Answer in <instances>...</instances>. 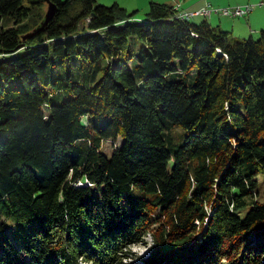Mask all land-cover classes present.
<instances>
[{
  "label": "trees",
  "instance_id": "16d2710c",
  "mask_svg": "<svg viewBox=\"0 0 264 264\" xmlns=\"http://www.w3.org/2000/svg\"><path fill=\"white\" fill-rule=\"evenodd\" d=\"M50 1L0 0V264H264V29Z\"/></svg>",
  "mask_w": 264,
  "mask_h": 264
},
{
  "label": "rangeland",
  "instance_id": "374dc122",
  "mask_svg": "<svg viewBox=\"0 0 264 264\" xmlns=\"http://www.w3.org/2000/svg\"><path fill=\"white\" fill-rule=\"evenodd\" d=\"M96 1L98 3H102V4H106V5L111 4L110 0H99V1L96 0ZM221 1H226V0H221ZM230 1H235V2H242L243 1V4H246L248 2H250L251 5L254 4L253 3L254 0H230ZM117 2H119V1H117ZM260 2H261V0L256 1L257 7H263L264 8V5H259ZM235 5L236 4H234L232 6H235ZM46 7H47V5L44 6V10H46ZM146 10H147V7H146V9L139 8L136 11L135 15L139 16V17H142V16H144V13L146 12ZM128 11H131V9H128ZM213 16H216V15H213ZM244 16L235 17V19H233V20L244 21L246 19V17L244 18ZM230 17L231 16H220V19H229V21H232V18H230ZM202 19H203L202 17H193L191 19V21L199 22ZM215 19H219V18H214L213 17V19H211V21L214 22ZM213 25H216V23H214ZM230 34H231V36H230L231 39L235 38V37H232L233 35L239 36V37H245V38H247L249 36V32L245 33L246 34L245 36L238 35V33H235L233 35H232V33H230ZM252 36H253V38H257L259 36V31L256 32V33H253ZM127 42H128V44H127V47H126V50H125L126 51L125 55L128 56V57L130 56V58H129L130 63L131 62L135 63V59H134L135 57L134 56H136V55L142 56L147 51V48H146L145 44H143V42H141L136 36L128 37V41ZM23 52H24V50L21 49V50L17 51V53H15V54H21ZM131 55H133V56H131ZM107 61H108V59L105 56H101L100 57V62L101 63H105ZM172 64H176L177 65L175 60H172ZM172 74L173 75L170 76L171 78H177L179 80L185 81L186 83L192 82L193 78H194L193 76L192 77L191 76H186L183 73H181L180 71H177L176 74L172 72ZM136 79H137V76H136ZM185 133H186L185 127L183 125H181V124H176L175 126H172L171 128L167 127V134L172 137L171 140L173 142L181 141V139L183 138V135ZM121 140H122V137H118L115 141H111V140L103 141L100 149L107 157H109L112 154L113 148L114 147H118L120 145ZM258 190H259L260 195H261L260 198L264 199V175H263V173H261L260 176H259ZM21 225L22 224H19V227H17L15 229L13 234L14 235L17 234L19 236H22L23 239H26L27 238V231L24 230L23 228H21ZM250 234H252V232H250ZM15 240L18 241L19 238H15ZM17 244H19V243H17ZM151 244H153V241L151 240V238L149 236H147V238H145L144 242L132 244L130 246V251H132L133 254H132L131 258H127V262L134 263V264H141L142 261H141L140 258L141 257H147L149 255ZM81 264H86V263L83 262Z\"/></svg>",
  "mask_w": 264,
  "mask_h": 264
},
{
  "label": "crops",
  "instance_id": "0c3cea01",
  "mask_svg": "<svg viewBox=\"0 0 264 264\" xmlns=\"http://www.w3.org/2000/svg\"><path fill=\"white\" fill-rule=\"evenodd\" d=\"M110 1L111 3L119 1L117 2L118 4L125 7L126 10L131 9V11H137L139 8L146 9V7L148 9V4L150 1L167 3L170 5H174V6L178 5L177 6L178 10H192V9H196L206 4L217 6V7L232 6L234 4L245 5L243 4V1L235 2V1H230V0H226V1H221V0H110ZM256 1L258 0H254L253 2L254 7L252 8V10L248 12L247 14H245L244 18L246 17V19L244 21L233 20L235 19V17H232V16L230 17L232 18V21H229V19H220V16H223V15H218V14H211L210 16H207V17H202V16H194V17H202L203 19L205 18L212 25L216 23V25L214 26H218L222 30L227 31L228 33H232V35L235 33H238V35L245 36L246 35L245 33L249 32V36L253 37L252 36L253 33H256L258 31L260 32L261 29H264V8L257 7ZM261 2L263 3L259 5H264V1L261 0ZM246 4H250V2ZM145 13H144V16H145ZM213 15H216V16H213ZM144 16L139 17L135 15L134 19L140 20V19H143ZM213 17L219 18V19H215L214 22H212L211 19H213ZM232 37L239 38V39H245V37H239L235 35H233Z\"/></svg>",
  "mask_w": 264,
  "mask_h": 264
},
{
  "label": "built area",
  "instance_id": "2783aa9c",
  "mask_svg": "<svg viewBox=\"0 0 264 264\" xmlns=\"http://www.w3.org/2000/svg\"><path fill=\"white\" fill-rule=\"evenodd\" d=\"M261 3L263 2H260V4ZM177 6L178 5H176L175 7L177 8ZM253 7L254 6L251 4L225 6V7H217V6L206 4V5H203L201 7H198L192 10H177L176 9L175 17L181 20H184L185 18H192L194 16L207 17V16H210L211 14L240 17V16H244L245 14H247Z\"/></svg>",
  "mask_w": 264,
  "mask_h": 264
},
{
  "label": "water",
  "instance_id": "95a60500",
  "mask_svg": "<svg viewBox=\"0 0 264 264\" xmlns=\"http://www.w3.org/2000/svg\"><path fill=\"white\" fill-rule=\"evenodd\" d=\"M47 3V7L46 10L44 12V17L43 20L41 21V23L36 26L35 28H33L32 30L28 31L27 33H25L23 35V38H27V37H31L33 35H35L36 33H38L43 27L44 25L52 18V16L54 15L55 11H56V4L53 3L50 0H44ZM21 46V44L19 45V47Z\"/></svg>",
  "mask_w": 264,
  "mask_h": 264
},
{
  "label": "bare ground",
  "instance_id": "6f19581e",
  "mask_svg": "<svg viewBox=\"0 0 264 264\" xmlns=\"http://www.w3.org/2000/svg\"><path fill=\"white\" fill-rule=\"evenodd\" d=\"M185 19H188V18H185Z\"/></svg>",
  "mask_w": 264,
  "mask_h": 264
}]
</instances>
